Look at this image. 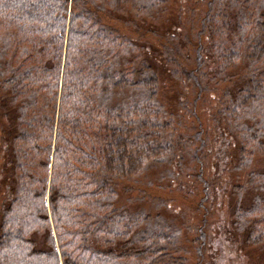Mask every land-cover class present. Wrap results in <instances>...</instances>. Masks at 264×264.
Instances as JSON below:
<instances>
[{
  "label": "trees",
  "instance_id": "1",
  "mask_svg": "<svg viewBox=\"0 0 264 264\" xmlns=\"http://www.w3.org/2000/svg\"><path fill=\"white\" fill-rule=\"evenodd\" d=\"M206 1L200 32L211 37L212 68L202 44L192 62L178 45H163L162 58L170 77L193 89L191 103L212 102L213 121L235 138L230 158L236 173L245 171L236 189L253 195L236 205L233 225L244 244H263L264 0ZM166 3L0 0V83L21 113L14 192L0 212V264H183L173 223L159 215L147 222L144 210L117 204L121 182L170 166L185 140L156 70L132 53L139 46L121 29L137 27L123 16L152 18ZM199 134L194 158L207 145ZM255 159L262 170L251 169Z\"/></svg>",
  "mask_w": 264,
  "mask_h": 264
},
{
  "label": "rangeland",
  "instance_id": "2",
  "mask_svg": "<svg viewBox=\"0 0 264 264\" xmlns=\"http://www.w3.org/2000/svg\"><path fill=\"white\" fill-rule=\"evenodd\" d=\"M206 8V0H167L152 18L123 16L122 20L137 26L134 27L137 30L132 26L121 27L139 46L132 53L140 55L156 70L163 101L178 113L173 124L178 125V132L185 135V140L178 146L179 156L170 166L152 168L138 182H121L117 204L133 211L144 210L147 222L156 221L159 215L173 223L179 229L175 255L185 258L183 264H264V243L244 244L233 225L236 205L248 206L253 195L249 187L236 189L245 179L244 169L236 173V160L230 158L236 140L224 122L213 121L212 102L191 103L193 89L172 79L162 58L163 45H178L192 62L196 47L202 44L207 67L212 68L208 52L211 37L200 32V18ZM12 100L11 89L0 83V212L15 185L10 157L14 124L21 113L16 111ZM186 100L190 103H185ZM223 130L227 132L220 141ZM198 131L199 137L202 133L207 136V145L203 148L204 157L194 158L193 151L201 147L195 135ZM190 137L195 139L190 142ZM226 140L229 142L226 146L219 145ZM262 163L255 159L250 167L253 171L262 170ZM196 173L208 182L207 186Z\"/></svg>",
  "mask_w": 264,
  "mask_h": 264
}]
</instances>
